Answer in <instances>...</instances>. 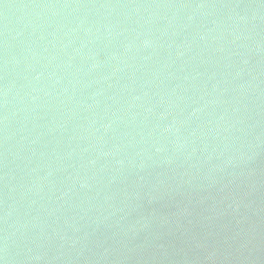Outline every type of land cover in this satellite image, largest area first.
Masks as SVG:
<instances>
[{"label":"water","instance_id":"water-1","mask_svg":"<svg viewBox=\"0 0 264 264\" xmlns=\"http://www.w3.org/2000/svg\"><path fill=\"white\" fill-rule=\"evenodd\" d=\"M0 264H264V0H0Z\"/></svg>","mask_w":264,"mask_h":264}]
</instances>
